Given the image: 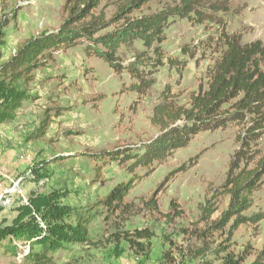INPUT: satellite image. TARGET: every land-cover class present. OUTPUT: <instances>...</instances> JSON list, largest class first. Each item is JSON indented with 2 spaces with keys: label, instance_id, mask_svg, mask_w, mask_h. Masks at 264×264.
Here are the masks:
<instances>
[{
  "label": "rangeland",
  "instance_id": "obj_1",
  "mask_svg": "<svg viewBox=\"0 0 264 264\" xmlns=\"http://www.w3.org/2000/svg\"><path fill=\"white\" fill-rule=\"evenodd\" d=\"M117 1L103 0L102 7L110 16ZM212 1H227L228 30L240 34L243 43L258 39L264 43V0ZM63 4L64 0H0V66L27 39L57 30ZM169 5V0H150L142 12L155 13ZM217 29L216 25L194 24L188 19L171 21L162 48L165 55L182 59L186 66L182 72L169 65L159 67L153 87L138 102V94L127 90L132 82L130 74L125 71L119 75L103 58L88 55L86 44L57 51L55 61L37 70L33 81L19 83L26 98L15 119L0 125V225L33 221L43 235L56 231L55 239L51 238L55 242L47 251L57 264H217L214 250L227 234L201 238L207 224L202 216L207 199L224 183L238 148L236 128L196 135L188 146L141 180L127 197V208L115 215L101 201L133 174L118 160L107 158L106 163H97L89 155L125 146L138 150L155 137L159 129L152 126L150 117L163 88L173 85L179 101L187 103L193 91L207 85L208 67L215 54L205 52L202 46L218 35ZM187 46L199 47L195 57L184 54L182 48ZM145 52L141 40L119 48L125 62ZM148 54L153 55L152 50ZM44 120L47 132L39 137ZM259 148L264 152V137ZM197 155L195 166L178 172ZM146 171L139 169L137 173ZM19 179L12 200L3 204L4 190L12 189ZM152 197L156 198V208L147 203ZM42 198L50 200L46 209L37 207ZM172 199L180 205L179 216H167ZM217 201L218 210L211 220L219 218L228 206L226 199ZM59 213L62 219L57 218ZM258 213H264V181L245 215ZM81 218L87 221L86 241L77 238ZM145 227L154 232L147 258L137 257L126 242L110 241L121 230ZM248 242L257 251L264 247V220L257 226H240L231 249L240 252ZM40 247L36 241L35 251ZM31 250L30 243L11 236L0 238V264H30L24 254ZM167 253L171 255L166 257ZM254 258L252 255L247 261Z\"/></svg>",
  "mask_w": 264,
  "mask_h": 264
},
{
  "label": "trees",
  "instance_id": "obj_2",
  "mask_svg": "<svg viewBox=\"0 0 264 264\" xmlns=\"http://www.w3.org/2000/svg\"><path fill=\"white\" fill-rule=\"evenodd\" d=\"M149 1L118 0L110 16L102 7L103 0H64L62 21L57 30L27 39L0 66V125L15 119L17 110L26 98L18 84L33 81L35 72L54 62L55 53L59 50L86 44L88 55L103 58L119 75L125 71L130 74L132 82L127 90L138 94V102L153 87V76L159 67L169 65L182 72L186 66L182 59L165 55L162 48L166 28L171 21L181 18L194 24L216 25L218 35L209 39L208 45L202 46L205 52L210 50L215 54L213 63L208 67L207 85H201L198 91L191 93L187 103H181L173 85L167 84L150 117L152 126L159 129L155 137L138 150L134 146H125L121 150H104L89 155L97 163H106L107 158L118 160L133 174L127 182L115 186L101 201L115 215L127 208L126 199L141 180L150 175L157 165L167 162L179 149L188 146L196 135L203 131L236 128L238 148L230 160L224 183L213 191L212 198L207 199L202 216L207 224L200 237L208 240L213 234L226 232V239L214 250L217 264H264V247L257 251L248 242L240 252L231 249V242L240 226L251 223L257 226L264 220V213L251 217L245 215L253 206L254 193L264 181V152L259 148V142L264 137V43L259 39L243 43L240 34L228 30L227 15L230 10L227 1L169 0L171 5L167 8L155 13H143L142 8ZM136 40L143 42L147 52L125 62L119 55V48ZM198 48L187 46L182 51L195 57ZM150 50L153 55L148 54ZM47 128L48 123L44 120L39 137L46 134ZM198 159V155L190 158L178 172L192 168ZM99 166L97 169L100 173L102 168ZM139 169L147 171L139 175ZM46 199L38 201L39 209L49 207L50 200ZM219 199L228 200L227 209L219 218L211 220L218 210ZM147 203L157 207L154 197ZM173 214H182L176 199L171 200L167 216ZM57 218L62 219V214H57ZM86 224V219L79 220L77 224L79 240H89ZM54 233L56 231L43 235L41 228L33 221L21 220L6 227L0 225L1 239L11 236L31 244L33 251L24 254L30 264H57L54 256L47 251L49 245L55 242L51 239H55ZM153 237L154 232L145 227L133 231L121 230L113 234L110 241L117 244L126 242L137 257L147 258L152 251ZM36 241L41 246L38 251L34 249ZM168 255L171 254L167 253L166 257ZM252 255L255 258L248 262Z\"/></svg>",
  "mask_w": 264,
  "mask_h": 264
},
{
  "label": "built area",
  "instance_id": "obj_3",
  "mask_svg": "<svg viewBox=\"0 0 264 264\" xmlns=\"http://www.w3.org/2000/svg\"><path fill=\"white\" fill-rule=\"evenodd\" d=\"M21 181V179H19V181L18 182H16L15 184H14V187L12 188V189H5L4 190V193H3V195H2V197H1V201H3V204H8V203H10V201L12 200V192H13V190L15 189V187H16V185L19 183Z\"/></svg>",
  "mask_w": 264,
  "mask_h": 264
}]
</instances>
